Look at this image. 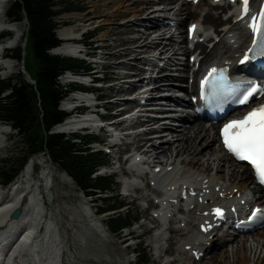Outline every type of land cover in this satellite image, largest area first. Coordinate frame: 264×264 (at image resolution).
Here are the masks:
<instances>
[{
    "label": "bare ground",
    "instance_id": "obj_1",
    "mask_svg": "<svg viewBox=\"0 0 264 264\" xmlns=\"http://www.w3.org/2000/svg\"><path fill=\"white\" fill-rule=\"evenodd\" d=\"M10 1L11 0H0V29L9 26L17 31V36L13 39V45L16 46L21 36L25 33L24 31L27 30V24L24 22L13 25L7 24L5 17L8 7L11 4ZM114 1L117 5L113 3L115 5L114 8H109L107 10L110 15L122 14L125 16L129 11L139 13L140 11L146 10L144 6H150V10L147 9L148 11L142 13L140 17H136L133 21L132 18L129 17L125 18L126 20H124V17L121 18L122 22H126L123 29L131 28L138 24L137 22L142 23L145 27V31L141 32V34L146 38H142L141 40L133 38V36L139 34L137 33L138 28H136V34H129V38H132V40L125 44L122 43L124 45L121 46H125V48H118L119 50L114 53V55L112 54L113 56L110 55L108 57V59H111L110 57L112 56L113 59H117V61L107 64V68L114 69L118 73L115 77L117 81L112 88V97L114 101L104 105V109L106 110H111L122 103V100L118 98L131 91H135L138 95L135 97L136 100L125 102L124 105L129 108H132L134 104L146 108L165 101H181L184 103V107L189 108L191 106L190 100H185V98L179 99L176 94L186 93L192 95L193 92L196 91V86L194 82L192 85H189L188 81L193 76L195 80V77H197L207 65L214 63L222 65L225 63L231 66L236 63L239 57L237 54L246 49L250 41L242 23L235 22L237 16L235 18L226 19L219 12L214 13L215 9L222 10L223 13L228 10L231 11L234 5H229L226 8L225 5L227 3L223 6L221 2L215 4L214 0H203L197 6L187 3L186 0H138V3H135L136 5L134 6L136 9L133 8L129 10L128 8L127 10L120 11L117 9L121 8V0ZM178 1L179 3L181 2L178 8H176L177 4L175 8L171 7V5H174ZM161 4H165V7L162 9L164 14L171 15V13L176 10L177 13L175 12L174 14L182 17L176 24L179 23L182 25L186 21H190V24L196 23L200 28L202 27L204 29V32L198 35V39H204L202 43H197V49H202V52L198 55L201 57L198 68L194 69L195 63H192L190 60L191 56H196V51L190 49L188 46V31L186 37H184L180 30L181 32L177 37L179 40H183L184 45L176 42L175 35H172L165 43L163 42L167 37L166 34L171 30V26L162 27L160 25L165 19H169L164 17V14H153L155 13L153 12L154 10H159L161 8ZM106 5H109V3ZM191 9L197 13L199 12V15H196L195 12H191ZM151 10H153L152 13H149L146 18L143 17L144 14L151 12ZM110 11L113 12L110 13ZM162 17L164 21L161 20ZM107 20H110V18ZM145 24L147 26H145ZM150 24L151 26H149ZM111 25V23H104L103 28H101L99 23V29L102 31L104 29H109V33L113 30L120 29L119 27L112 28ZM205 28L209 31H206ZM73 29L74 27L67 26L61 29L59 33L63 37L72 38ZM213 29L214 31L212 32ZM151 31L153 32L152 34L148 35V33H146ZM206 42L208 43L206 44ZM73 44L72 42L64 44L57 49V52L66 56L75 55L77 53V48L74 47ZM210 46L212 47L208 52ZM184 48H187V50L184 51ZM100 51L101 50H98L97 52ZM157 52H159L160 57H165V59L160 60L163 66H159V63H156L157 55H155V53ZM181 55L189 56L185 64L181 62ZM147 65L151 66V68L147 69L145 67ZM176 65L184 66V74L177 76L173 72ZM6 67L9 74H16V71L22 66H13L9 63ZM122 68H125L126 71L120 72ZM177 81H185V83L179 85ZM145 83L146 85L142 86ZM144 87H150V89L143 92ZM108 88L111 89V87ZM134 93L125 98L130 99ZM165 95H169L170 97L162 100L161 96ZM69 100L70 99H65L63 104H66ZM141 100L145 101L144 105L140 104ZM260 102H264V95L260 99ZM160 106L161 109L164 110L163 115L166 117L165 121L170 124L169 126L155 130L153 125L160 121L152 118H133L129 123L130 125L137 126L146 124L147 131L143 133L137 131L125 135L128 133V129H125L126 132L120 133L125 137L122 144L113 147L111 152L115 160L113 166L124 177L130 178L133 173L128 159L124 160V156L134 151H140L142 154L148 155V159L152 164L149 166L151 171L157 168L165 170L166 173L155 174V177H153L152 181H154L158 187V189L155 190V194H162L164 191H176L178 188L184 191L185 185L188 186L190 184L189 182L192 180L197 181L199 179L201 186V189H198L199 196L195 198L194 206L188 216L184 219L173 216L165 220V222L169 221L171 225L169 235L165 234L167 232L160 231L162 227L160 206L156 209L157 213L154 222L157 223L158 234H156L154 241L158 244L162 241L161 239L166 240L168 247L161 250L164 256H169L174 253L173 245L177 236H185L187 238H185L186 242L183 244L181 241L176 242L178 245V259H175L173 262H168L167 264H204L210 252L212 257L209 258L210 261L207 264H249L250 257L248 258V255H253V262L251 264H264V229L256 233L252 240L246 239L245 236L238 239L240 235L230 234L218 238L214 237L212 239L210 235L200 234L199 232V227L202 224L200 220H207V217L204 216V212L209 210L211 204H200L198 199L203 198L205 200L208 196L207 191H210L213 194L212 197H217L218 203L221 204L229 199L231 195L237 197V194L234 192L235 189H238L240 193L239 202L246 200L245 193L253 180L251 171L245 165L235 162L222 149L219 141V134L218 132L217 134L214 133L218 128L217 126L212 125L207 127L201 121L192 123L196 121L195 117L185 113L179 114L178 111L170 109L171 107L168 105ZM119 113L120 112H117V114ZM177 121H179L180 124L185 121L187 122L186 124L189 123L190 126L189 128H187V126L185 130H180L179 133H177L179 129L176 127H185V124L177 126ZM82 122V120L77 118L75 121L64 122L55 128V130L57 132H69L77 127V125L82 124ZM127 125L128 122L124 121L115 123L113 127H127ZM3 131H5V127L0 125V147L5 143V140L1 138ZM217 143H219L218 147L216 146ZM214 146H216L215 149H211ZM209 151L211 152L209 153ZM203 155H205L204 158H202ZM218 156L219 158H215ZM214 158L216 162L218 160L220 162L218 167L217 165L213 166L215 163ZM224 161L230 164V166L221 164V162ZM40 164H43L41 173H39L40 170L38 168ZM53 165L60 168L52 163L46 156H35L29 160L23 172L9 187L0 189V264H29V260H25L24 258L27 252L34 256L36 261H39L40 264H64V257H66L68 264L120 263L119 259H117L119 255L118 250L112 249L111 252L101 250L103 247L106 248L110 244L114 245L117 243L116 237L106 228L103 220H92L96 211L90 207V204L88 202H82L79 205L73 206L72 209H69L64 199L65 195L61 192V189L71 182L69 175L61 168L59 172L61 174L60 181L56 179L55 181H57V183L53 182V185H56V192L50 190L51 180L49 182V174H51L52 169L55 168ZM33 170L34 173H32ZM212 171L217 172V175H215L216 178L211 177ZM173 173L175 174L172 177ZM22 175L23 178H19ZM167 176L172 177V183H165L168 178ZM225 176H231V178L226 181V179H224ZM148 180V175H145L144 180H142L143 183H146L145 187L147 186ZM159 183L162 184L161 188L158 186ZM123 184L122 187L126 183ZM126 185L131 190L134 187L133 184ZM142 190V188H137L135 191L141 194ZM252 190L257 197L264 198V194L260 188L255 187ZM186 191L189 192V189H186ZM221 194L225 195V197L221 198ZM54 201L59 204L54 212L52 209L50 215H48L47 212H45L47 211L46 203H49L53 208L54 205L50 203ZM42 203H44L45 209ZM233 206L236 205L231 204L229 208ZM14 210H21V217L16 220L11 219L8 221L7 217L10 212ZM66 214L72 218V222H70L69 226L63 223ZM54 217L55 222L53 220ZM208 220H210V217H208ZM21 227H24L21 236H23L25 232L26 234L19 244L17 246L13 244L9 249H3L8 246L6 243ZM40 227H42L41 230H39ZM43 228H45L46 232L41 233ZM96 237H99V240H94ZM234 241H239L240 247L232 250L234 257L229 260L230 255L228 254V250L225 252L228 247L226 244L231 242V247L234 246L235 248L237 244ZM249 242L251 243L248 245ZM186 246H191V250H187ZM217 248H220L219 253H215L216 251H214L217 250ZM231 249L229 251H231ZM193 250L203 252L204 257L198 262L195 261L191 257ZM111 256L112 259L109 258ZM30 260L35 263L32 259Z\"/></svg>",
    "mask_w": 264,
    "mask_h": 264
},
{
    "label": "trees",
    "instance_id": "obj_2",
    "mask_svg": "<svg viewBox=\"0 0 264 264\" xmlns=\"http://www.w3.org/2000/svg\"><path fill=\"white\" fill-rule=\"evenodd\" d=\"M57 6H65L63 10L66 11L84 10L75 4L65 5L63 0H15L9 11L12 22L20 23L25 18L29 22L26 46L17 50L15 59L22 63L24 56H29L37 64V71L34 76L31 75L35 80L34 85L25 80L18 83L13 78L0 77V123L15 127L27 143L26 152L21 158L0 161V185L9 186L33 155L47 154L81 191L89 193V196L97 195L102 200L103 195L115 191V180L107 176H94L97 168L109 162L102 152H94L90 148L94 138L77 135L79 142H75V138L51 132L64 122L67 115L60 110V103L67 95L66 88L57 78L67 71L81 75L91 69L83 59L50 52L51 48L61 44L56 32L62 26L58 23V17L64 12L56 10ZM80 87L71 85L69 89L77 90ZM124 208L123 202L112 198L106 199L105 206L100 210L102 214L115 212L107 224L112 233L133 226L134 219H137L129 213L124 216L120 211ZM143 245V241L138 244L137 256L142 264H148V253Z\"/></svg>",
    "mask_w": 264,
    "mask_h": 264
},
{
    "label": "rangeland",
    "instance_id": "obj_3",
    "mask_svg": "<svg viewBox=\"0 0 264 264\" xmlns=\"http://www.w3.org/2000/svg\"><path fill=\"white\" fill-rule=\"evenodd\" d=\"M10 2H11V4L9 5L8 10L10 9L11 6H13V4L15 3V0H11ZM121 2H122L121 8L117 9V10L124 11V10H127L128 8H129V10L133 9V8L136 9V7H134V6L136 5L135 3H138V0H121ZM63 3L65 5L75 4L80 8L83 7L84 10L66 11V10H63V8H65V6H57L56 10L60 9V10H63V12H64V14H62L60 17H58V22L63 24V27L61 29H64L67 26L74 27L73 31L76 33L75 36L77 38H81L79 33L82 31L86 32L89 30L90 31L95 30L94 32H99L97 37H96V40H97L96 45H99L100 47H104L105 50H101V52H95L94 47H96V46H94L91 50H89L90 52L95 54V60L100 61L101 64L97 65V68H99V69L102 67H105L102 65L111 64V63L117 61V59H113L112 56L114 55V53H116L119 50L118 48H125V46H121V45H124L125 43L132 40V38H129L130 37L129 34H136V28H138L137 33H139V34L137 36L136 35L133 36V38H138L139 40H141L142 38H146L143 34H141V32L145 31V27L142 25V23L137 22L138 24H136L135 26H133L131 28L123 29V26L125 25L126 22H124V21L122 22L121 18L124 17V20H126L125 18L129 17V18H132V21H133V20H135L136 17H140V15L142 13H145L146 11L150 10V6H148V7L144 6V7H146V10L140 11L139 13L129 11L128 14L123 16L122 14H114V15L111 14L110 15L109 12L107 11L109 8H114V6L117 5L114 0H112V1H106V0H63ZM107 3H109V5H106ZM180 3L178 1L174 5H171V7L175 8V5L177 4L176 8H178V6L181 5ZM164 5L161 4V8L159 10H154V11L151 10V12H147V14H144L143 17L146 18L149 13H152V11L155 12L153 14L163 15L164 11L162 9L165 7ZM105 6H107V7H105ZM156 6H158V5H156ZM151 7H152V4H151ZM221 11L222 10L215 9L214 13H217V12L220 13ZM111 12H113V11H110V13ZM175 12H176V10L173 13H171V15L165 13L164 17L169 18V19H165V21H164L163 17L161 18V20L164 21L160 24L162 27L163 26H169V23H174L173 25H170L171 30L168 31V33L166 34L167 37L165 38V40L163 42L165 43L166 41H168V39L172 35H175L176 42L181 43V45H184L183 40H179V38H177V37L181 31H182L184 37H186L187 31H188V25L190 24V21H186V20H190V19H186L185 20L186 22L182 25L179 23L176 24L179 20L182 19V17L177 16V14H174ZM191 12H195V11H192V9H191ZM195 13H196V15H199L198 14L199 12L198 13L195 12ZM159 17H160V15H159ZM108 18H110V20H107ZM99 23H100L101 28H103L104 23H111L112 28L113 27H119L120 29L113 30L111 33H109V29H104L103 31L100 30L99 29ZM153 23H155V22H153ZM145 26H147V25L145 24ZM149 26H151V24ZM181 26H182V28H181ZM139 28H142V29H139ZM60 30L58 31V33L60 32ZM150 30H152V29H150ZM213 31H214V29L212 30V32ZM24 32H23L24 34L22 33L23 35L20 38V41H19L18 45L15 47V49L8 52L10 57H13V54L15 55L17 53L18 48L24 46V39L26 37L27 30ZM146 33H148V35H149V34H152L153 32L151 31V32H146ZM59 35H60V33H59ZM217 40H219V39H217ZM120 41H122V42H120ZM139 42H143V41H139ZM122 43H124V44H122ZM207 43L208 42H206V44ZM212 46H210L209 49H211ZM183 50L186 51L187 48H184ZM120 52H121V50H120ZM0 53H1V51H0ZM110 55H112L110 58L113 60L108 59V57ZM155 55H157L156 62H160V60L165 59V57H160L159 52L155 53ZM28 57L29 56H24V61L21 64L18 61L13 60V59H10L9 61H4L7 63H11L13 66H20L21 65L22 67L16 71V74H9V71L5 70L4 66H0V76L3 79L13 78V79H15V82H18V83L21 82L22 80H25L28 82L27 77H26V73H28V74L30 73L29 76L32 78V76H34L36 71H37V64L32 59H30V57L29 58ZM180 59H181V62H183L185 64L188 61L189 56L188 55H181ZM1 63H2V61L0 59V65H1ZM145 67L147 69L151 68V66H145ZM176 67H178V68H176ZM183 67L184 66L176 65L173 72L177 76H179L180 74L182 75V74H184ZM124 71H126L125 68L120 69V72H124ZM117 73L118 72H116V70L109 69V70L105 71L104 75L108 79H114L117 76ZM155 75H156V73H155ZM187 77H185V78H187ZM62 81L65 82L64 79ZM177 82L179 83V85L181 83L182 84L185 83V81H183V82L177 81ZM188 84H191V79L188 81ZM145 85H146V83L143 84V86H145ZM180 94H183L184 96L187 95L186 93H180ZM103 95H113L112 90H110V89L105 90ZM125 97H122V98H125ZM113 101L114 100L112 99L111 101L108 100V101H104L102 103L103 104L111 103ZM102 112L105 113L104 110ZM115 112H117V110H115V108H113L112 112L109 114H113ZM198 122H196V123H198ZM184 124H185V127H176L177 129H179L177 133H179L180 130H185V128L187 126H188L187 128H189L190 124H186V123L180 124L179 121L176 122L177 126H180V125L182 126ZM0 125H4V124L0 123ZM7 127L9 128V125H7ZM214 133L217 134V129L214 131ZM106 135L107 134L103 133L102 137L105 138ZM218 145H219V143H217L216 146L218 147ZM216 146L212 147L211 149L214 150ZM95 148H97V147H95ZM26 149H27L26 138L21 136V134L15 130L9 136H7V139L5 140V143L3 144V148L0 150V161H6V160H9L10 158L19 159L25 154ZM211 151H209V153ZM45 156L47 158H49L47 154ZM204 156L205 155H203L202 158H204ZM215 158H219V156L215 157ZM215 158H214V160H215ZM109 160L111 162L110 171L111 172L116 171L115 167L113 166V163H115V160L113 159L112 155L109 156ZM219 164H220L219 160L217 162L215 160V163L213 164V166L217 165V167H218ZM221 164H225L227 166H230V164L226 163V161L221 162ZM42 166H43V164L38 165V168L40 170L39 173H41V171L43 170ZM221 166H223V165H221ZM54 167L55 168L52 169L51 174H49V182L51 180L50 190L53 192H56L55 191L56 185L54 186L53 182L57 183V181H60V175L61 174L59 172L61 169L56 167V166H54ZM217 167H216V169H217ZM236 170H238V169H236ZM215 175H217V172L212 171L211 177L216 178ZM19 178H23V175ZM113 178H115V181H116V185H115L116 192L114 193V198H115V200H118L119 202H123L126 206L124 209H122V214L125 216L126 214L129 213L133 217L139 218L140 221L134 227H132L128 230H125L122 234L120 233L118 237L115 236L117 243H115V239H114V243H115L114 245L110 244L106 248H104V247L101 248V250H104L107 252H111L112 249L118 250L119 255L117 256V259H119V262L121 264H127V263L129 264V262H132V261L134 262V264H139L140 260L138 259L137 255L135 253L136 252L135 251L136 244H138V242H139L138 238H142L145 236L143 238V241L145 242L144 248L147 250V253H148V256L150 259V264H167L172 259H178V256H177L178 245L176 244V242L181 241V243L183 244L184 242H186V239H187L185 236H177L176 237V239L174 240L175 243L173 245L174 253L172 255H169V256L163 255V252L161 250L168 247V243H166V240H163V239H161L162 241L158 243V245L161 247V249L156 250L157 244L154 242V239H155V234L158 230V226H157V223L154 222L155 212L153 209L150 208L151 207L150 205H151V203L156 205L155 190H157V188L155 186H152V183H151L152 180H148L146 187H145L146 183H143V181H142L141 188L143 190H142L141 194L139 192H136V193L131 192L130 196H126V195H124V192L122 191V184H123L125 178L123 176H121L120 174L116 175V177L114 176ZM230 178H231V176H225L224 179H226V181H227ZM56 179H57V181H55ZM70 182L71 183H68L67 185L63 186V189H61V192H63L65 195L64 199H65V202H67L69 209H72L73 206L79 205L82 202H88V203L90 202L89 203L90 207H92V209L94 211H98L105 206L106 201H99L96 197H92V203H91V199L84 197V194L80 191L78 186L74 183V181L71 178H70ZM50 193H52V192H50ZM234 193H237V192H234ZM46 204H47L46 205L47 214L50 215V211L53 209L52 211L54 212L55 208H57L59 203L56 201H54L53 203H50V204L54 205L53 208H52V206L49 205V203H46ZM48 215H47V217L49 218ZM108 215L109 214L93 217L92 220H95V221L103 220L104 224L106 226L108 223ZM53 220L55 222V217L53 218ZM70 222H72V218H71V216L66 214L64 219H63V223H65L66 226H69ZM42 232H46V230L43 229ZM165 234L169 235L170 231H168ZM129 235H131L132 239H128ZM243 236H245L246 239L252 240L255 237V234L242 235V236L240 235L238 237V239L242 238ZM94 240H99V237L94 238ZM234 242L237 244V246L235 248H234V246L231 247V242L226 244L228 246L227 249L225 247V249H226L225 252L228 250V254L230 255L229 260L232 257H234V253L232 252V250L238 249L240 247L239 241H234ZM250 243L251 242H249L248 245ZM246 247H247V245H246ZM230 249H231V251H229ZM214 251H216L215 253H219L220 248H217V250H214ZM210 257H212L211 252L208 255V257L206 258L204 264H207L210 261L209 260ZM24 258H25V260H29L28 261L29 264H31V263L40 264L39 261H36L35 257L32 256L29 252H27L25 254ZM109 258L112 259V256ZM248 258L250 259L249 264H251L253 262V255L252 256L248 255ZM30 259L35 261V263L32 262ZM63 263L68 264L66 257H64ZM120 263H118V264H120ZM104 264H109V263L105 262Z\"/></svg>",
    "mask_w": 264,
    "mask_h": 264
},
{
    "label": "snow or ice",
    "instance_id": "obj_4",
    "mask_svg": "<svg viewBox=\"0 0 264 264\" xmlns=\"http://www.w3.org/2000/svg\"><path fill=\"white\" fill-rule=\"evenodd\" d=\"M245 14L249 11V0H242ZM253 23L250 25L252 31L256 34L259 42L253 41V49H259L260 54L264 55V10L259 13V24L256 23L257 17H253ZM195 29V25L192 26ZM247 60L248 57H245ZM225 77L223 70L217 72L213 68L208 76L201 81V98L207 99L209 96H215L223 88ZM206 89L208 93L206 94ZM264 95V89L251 86L237 101L243 105L257 94ZM221 135L225 147L238 160L246 161L252 165L257 179L264 184V105L252 109L242 119L231 120L225 124ZM218 216H223L221 209L215 210Z\"/></svg>",
    "mask_w": 264,
    "mask_h": 264
},
{
    "label": "water",
    "instance_id": "obj_5",
    "mask_svg": "<svg viewBox=\"0 0 264 264\" xmlns=\"http://www.w3.org/2000/svg\"><path fill=\"white\" fill-rule=\"evenodd\" d=\"M25 22H26V24L28 25V21L26 20ZM27 29H28V27H27ZM26 77H27V80H28L29 83H31V84H34V83H35V82L33 81V79H32L28 74H26ZM20 216H21V211H20V210H17V211H15V212L12 214V218H13V219H19Z\"/></svg>",
    "mask_w": 264,
    "mask_h": 264
}]
</instances>
